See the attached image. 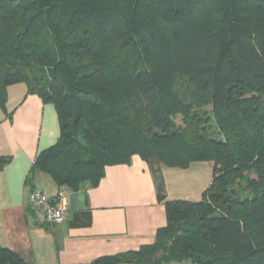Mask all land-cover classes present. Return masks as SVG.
I'll return each instance as SVG.
<instances>
[{
  "label": "trees",
  "instance_id": "trees-1",
  "mask_svg": "<svg viewBox=\"0 0 264 264\" xmlns=\"http://www.w3.org/2000/svg\"><path fill=\"white\" fill-rule=\"evenodd\" d=\"M22 83L56 108L35 169L60 188L134 156L160 179L156 242L98 264H264V0H0L2 108ZM194 163L214 165L201 200H168L161 168Z\"/></svg>",
  "mask_w": 264,
  "mask_h": 264
},
{
  "label": "crops",
  "instance_id": "crops-1",
  "mask_svg": "<svg viewBox=\"0 0 264 264\" xmlns=\"http://www.w3.org/2000/svg\"><path fill=\"white\" fill-rule=\"evenodd\" d=\"M7 93L5 108L0 106V158L10 160L0 171V247L25 264H98L101 258L154 244L167 219L158 201L160 179L146 163L134 156L129 165L109 167L96 188H60L49 174L35 169L38 156L61 136L54 104L29 94L24 83L8 87ZM205 167L206 163L186 170L162 167L168 200L200 201L212 182L204 176ZM35 189L51 198L65 196L66 222L36 224L29 209Z\"/></svg>",
  "mask_w": 264,
  "mask_h": 264
},
{
  "label": "built area",
  "instance_id": "built-area-1",
  "mask_svg": "<svg viewBox=\"0 0 264 264\" xmlns=\"http://www.w3.org/2000/svg\"><path fill=\"white\" fill-rule=\"evenodd\" d=\"M29 209L39 226L63 224L69 215L64 195L51 198L45 192L36 189L30 194Z\"/></svg>",
  "mask_w": 264,
  "mask_h": 264
},
{
  "label": "rangeland",
  "instance_id": "rangeland-1",
  "mask_svg": "<svg viewBox=\"0 0 264 264\" xmlns=\"http://www.w3.org/2000/svg\"><path fill=\"white\" fill-rule=\"evenodd\" d=\"M203 110H206L207 112H211L212 108H211V106H208V107H205ZM213 166H214L213 163H206L205 169H207V171H205V170L203 171L204 176H208V179H210V182H211L212 177H213ZM248 177L255 178L256 176L255 175H249ZM208 185H207V187H208ZM237 190H240V189H237ZM200 199H201V196H200ZM193 201H199V198H197V200H193ZM161 255L162 254L154 255V260H158L161 257Z\"/></svg>",
  "mask_w": 264,
  "mask_h": 264
}]
</instances>
